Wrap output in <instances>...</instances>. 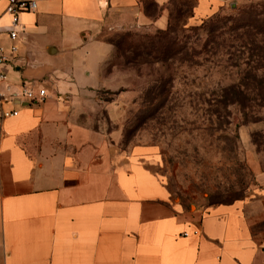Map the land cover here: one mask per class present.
<instances>
[{
	"label": "crops",
	"instance_id": "0c3cea01",
	"mask_svg": "<svg viewBox=\"0 0 264 264\" xmlns=\"http://www.w3.org/2000/svg\"><path fill=\"white\" fill-rule=\"evenodd\" d=\"M34 1L16 38L0 37V90L46 89L40 101L4 105L17 114L0 126V264H264V173L248 198L186 209L149 168L153 149L124 147L114 126L124 95L105 71L113 47L99 33L164 30L167 0H153L152 11L143 0ZM191 1L189 24L235 5ZM6 7L0 0L3 31ZM95 43L112 51L87 79L72 57ZM100 103L110 127L94 120Z\"/></svg>",
	"mask_w": 264,
	"mask_h": 264
},
{
	"label": "rangeland",
	"instance_id": "374dc122",
	"mask_svg": "<svg viewBox=\"0 0 264 264\" xmlns=\"http://www.w3.org/2000/svg\"><path fill=\"white\" fill-rule=\"evenodd\" d=\"M234 1L218 18L189 24L191 1L167 0L168 30L104 28L98 38L113 51L95 43L87 54L72 57L79 71L86 66L92 72L90 79L105 51H112L105 71L124 95L114 126L124 147L153 149L149 168L186 209L248 198L264 173V69L253 72L252 81L244 67L225 63L236 20L254 11L264 18V0ZM56 63L64 67L62 60ZM111 95L101 91L99 97ZM102 105L93 111L94 120L110 127Z\"/></svg>",
	"mask_w": 264,
	"mask_h": 264
},
{
	"label": "trees",
	"instance_id": "16d2710c",
	"mask_svg": "<svg viewBox=\"0 0 264 264\" xmlns=\"http://www.w3.org/2000/svg\"><path fill=\"white\" fill-rule=\"evenodd\" d=\"M143 1L147 11H150L148 7H152L153 9L154 7H156L153 0ZM219 14L220 13H217L206 19H203L201 20V23L205 24L206 21L216 19L219 17ZM262 14V12L254 11V13L249 15L246 19L236 20L239 22L234 27V39L231 43L225 44V46H228L227 54L229 56V59L226 60L225 63L233 67H244L243 71L245 78L251 79L252 81H255L257 79V75L254 74L257 71L264 69V18L262 17ZM189 16L190 10L189 14H187L185 18V22H187ZM170 26L171 16L169 11V18L166 29L157 31H166L170 28ZM262 79H264V75L262 76ZM231 87L234 89L237 86L233 84ZM236 93L244 100L247 99L246 97H244L243 90H239L238 88ZM235 102L238 101L235 100Z\"/></svg>",
	"mask_w": 264,
	"mask_h": 264
},
{
	"label": "built area",
	"instance_id": "2783aa9c",
	"mask_svg": "<svg viewBox=\"0 0 264 264\" xmlns=\"http://www.w3.org/2000/svg\"><path fill=\"white\" fill-rule=\"evenodd\" d=\"M35 8L36 3L34 0H7V7L5 11L10 16L11 27L6 31L0 29V37L3 33H6L10 40H14L17 36L16 26L18 25V17L20 13L31 12L34 11ZM11 50L14 51V47H12ZM6 60L7 59L4 50L0 46V66ZM6 82V74L0 72V88L6 84ZM45 96V89H38L35 91L31 86H26L25 84H22L18 91H11L7 94L0 90V126L6 118L15 116L17 114V110L15 109H5V104L14 103L19 99V97H23L29 102H37L42 100Z\"/></svg>",
	"mask_w": 264,
	"mask_h": 264
}]
</instances>
